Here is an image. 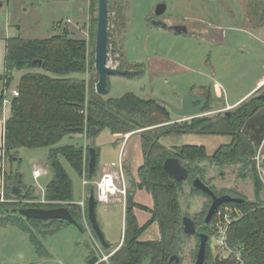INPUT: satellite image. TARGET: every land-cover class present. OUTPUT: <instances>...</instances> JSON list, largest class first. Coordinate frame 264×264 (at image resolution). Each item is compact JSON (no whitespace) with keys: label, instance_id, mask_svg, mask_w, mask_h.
Returning <instances> with one entry per match:
<instances>
[{"label":"rangeland","instance_id":"1","mask_svg":"<svg viewBox=\"0 0 264 264\" xmlns=\"http://www.w3.org/2000/svg\"><path fill=\"white\" fill-rule=\"evenodd\" d=\"M162 2L167 4V9L162 15H157V5ZM109 8V64L134 72L143 69V74L110 75L109 93L103 95L105 98L134 92L141 97L158 98L168 105L181 108L179 106L188 93L206 86L211 87L213 100L210 110L204 109L205 114L201 116L214 117L225 112L221 110H233L235 107H225V102L235 101L254 84L258 76L264 74V33L254 30L249 34L244 29V26L256 24L248 14L250 0H109ZM69 19L72 23L68 21ZM155 19H163L168 25L185 23L192 31L188 35L180 34L169 26L154 24ZM78 23L80 28H76V31H79L73 36L86 38L89 64L85 73L74 75L86 80L90 97L91 90L92 88L96 90L98 81L95 67L98 0H0L2 43H5L6 36L9 38L21 35L25 39L48 38L64 31L63 29H74L73 26ZM218 25H222L228 33L227 45L217 40H204L194 31L196 27L204 26L210 29ZM207 38L212 36L207 35ZM139 64H142V67ZM23 72L16 69L13 71L12 88L17 86ZM218 81L221 83L220 87L216 85ZM262 92L264 86L259 94ZM202 93L207 95V89ZM9 110L8 106L6 114ZM171 117L179 122L190 120L172 111ZM126 134L120 137L109 127H103L93 136H88L87 133L73 137L67 135L57 144L58 146L79 144L98 148L99 151L96 174L89 185H85L84 176H80L71 164L60 156L73 180L75 202L83 197L86 189V195L89 196L92 185L96 190L95 181L99 179L102 165L117 161L122 139L123 137L125 139ZM182 136L179 140L173 136L163 141L167 145H171L173 141L177 144L204 145L209 154H213L222 144L231 142L229 134L191 132L183 139ZM49 150V147L20 149L22 160L20 165L14 164V169L19 168L23 174L24 185L34 187L35 191L28 198L13 195L10 201L22 206H26L24 205L26 203L39 204L45 201V187L53 178V170L48 163ZM123 152L133 168H136L135 165L143 158L140 133L134 134L129 143L126 141ZM263 158L264 141L260 144L256 156L257 167L264 180ZM202 165L205 169L204 181L213 187L218 195H222L223 191L233 190L251 201L256 200L254 182L244 170V165L240 163L217 165L210 162ZM10 166V162L5 160L2 169L9 172ZM36 167L46 168L47 173L35 178L33 171ZM132 174H136V169H133ZM134 179L136 178L132 175L128 177L127 192L132 191L134 199L138 202L153 204L152 193L145 188L141 190L134 188L132 183ZM192 187L187 179L183 184L180 199L184 215L193 218L197 213L205 212L212 204V199L201 192H195ZM120 197L123 195L119 193L115 198ZM261 200H264V190ZM231 211L230 208H226L225 211L221 209L217 214L218 231L210 241L215 253H227L222 244L225 241L228 224L232 220ZM235 212L240 213L238 210ZM139 216L145 223L150 213L144 209ZM97 218L105 239L110 244L109 247L103 244L86 218L83 220L85 229L71 224L53 233H44L41 228L31 227L43 244L44 251H38L28 230L10 223L0 224V264H91L93 256L99 259L96 264H110L108 261L103 262L102 256L108 254L123 240L125 227L123 202H98ZM158 236L159 226L157 222H153L144 230L141 238L155 239ZM198 245L197 236L186 237L179 264H194ZM144 264H149L148 259Z\"/></svg>","mask_w":264,"mask_h":264},{"label":"trees","instance_id":"2","mask_svg":"<svg viewBox=\"0 0 264 264\" xmlns=\"http://www.w3.org/2000/svg\"><path fill=\"white\" fill-rule=\"evenodd\" d=\"M248 14L256 22L253 26L264 25V1L250 0ZM63 30L44 39H25L21 35L6 39L4 72L0 74V118L3 115V87H11L15 69L24 72L16 86L20 95L12 98L10 114L5 121L2 160L10 162L11 170L4 172L8 200L0 201V224L10 223L28 230L38 251H44V246L31 227L41 228L44 233H53L72 224L65 219L44 221L4 213L7 208L22 206L10 201V197L16 195L13 185L24 188V193L18 195L21 197L28 198L35 191L34 187L24 185L23 174L19 168L14 169V164L20 165L22 160L20 149L49 147L48 163L53 170V178L45 187V201L24 205L44 208L67 206L81 228L85 229L84 218L90 223L88 199L85 207L74 201L73 180L60 156L80 176L89 180L94 179L97 168L90 175L89 146L57 144L67 135L73 137L87 133L92 136L90 130L94 126L100 130L109 127L117 136L129 132L140 133L145 160L139 167L137 179L132 183L134 188L149 190L153 195L154 205L153 208L141 205L135 201L132 191L128 193L123 242L115 251L110 250L108 260L103 262L144 264L148 259L149 264L180 263L185 238L192 236L184 232L182 222L184 212L180 193L186 180H176L164 169L165 160L170 156H177L189 169L188 180L191 184L198 175L204 180L205 169L202 164L205 162L217 165L240 163L254 182L256 200L251 201L233 190L223 191L221 194L230 193L244 200L223 203L210 222H206L210 206L205 212L201 211L193 217L198 230L194 235L198 237L199 245V233L205 232L209 235L204 264H264V200H261L264 180L256 161L260 145H255L242 131L246 120L264 105V99L259 96V92L243 100L229 114L224 112L214 117L197 116L181 122L173 120L169 105L158 98H144L134 92L105 98L95 88H92L88 97L86 80L74 75L88 70L87 40L74 37L68 29ZM139 65L142 67V64ZM141 74L143 69L137 72L130 70L126 75ZM207 92L205 109L210 110L213 98L210 89ZM191 132L229 134L231 142L222 144L213 154H209L204 145L177 144L174 141L167 145L163 141L173 136L179 140L182 135ZM96 150L99 155L98 148ZM93 187L92 185L91 188ZM212 189L216 192L213 187ZM192 190L212 199L209 194L195 189L194 186ZM136 207L151 212V218L144 224H140L137 218ZM226 208L232 209V220L228 224L225 237L227 253L218 254L213 251L210 241L218 231L217 214ZM237 210L240 213L237 214ZM155 221L159 224L160 238L142 239L144 230ZM173 254H178L180 261L171 262Z\"/></svg>","mask_w":264,"mask_h":264},{"label":"water","instance_id":"3","mask_svg":"<svg viewBox=\"0 0 264 264\" xmlns=\"http://www.w3.org/2000/svg\"><path fill=\"white\" fill-rule=\"evenodd\" d=\"M167 9V4L162 2L157 5L156 14L162 15ZM154 24L163 27L169 26L178 33H185L188 31V27L185 24H173L168 23L163 19H155ZM109 27H110V8L109 0H98V26H97V40H96V55H95V67L98 75V81L96 83V91L100 95H106L109 93L108 77L110 75H122L128 74L129 69H123L114 67L109 64ZM264 99V92L259 94ZM207 99L202 95H197L194 92L188 93L183 99V105L181 108H177L170 105V109L173 113L184 119H191L197 116L205 114L203 111L206 108ZM229 114L230 111H227ZM98 127H92L90 134L93 136L99 132ZM243 133L255 144L260 145L264 141V105L260 107L251 117H249L244 126L242 127ZM90 161L89 169L90 175L95 173V169L98 164V155L95 147H90ZM164 169L168 174L173 176L176 180H186L190 176L189 169L183 164V161L177 156H170L164 162ZM193 186L197 190H201L204 193L209 194L212 197V204L208 210L206 216V222H210L219 207L225 202L243 201L244 198L239 196H233L225 193L218 195L212 187L206 183L200 175L196 176L193 180ZM13 191L16 195L24 193L23 188L13 185ZM97 204L98 201L95 195V188H91L88 196V215L92 227L96 231L97 235L105 246H110L106 241L105 235L101 229V226L97 218ZM4 213L19 214L27 218H37L40 220L48 221L51 219H65L73 225L81 228L79 222L74 218L73 214L67 206H58L51 208L36 207V206H18L11 207L4 210ZM183 229L187 235H194L198 232L195 220L189 216L184 215ZM200 245L197 252V257L194 264H204L207 256V246L209 242V235L205 232L199 233ZM217 248V245L215 246ZM98 257L93 256L91 264L98 262ZM170 261H180L178 254H173Z\"/></svg>","mask_w":264,"mask_h":264},{"label":"crops","instance_id":"4","mask_svg":"<svg viewBox=\"0 0 264 264\" xmlns=\"http://www.w3.org/2000/svg\"><path fill=\"white\" fill-rule=\"evenodd\" d=\"M69 21V20H68ZM70 23H72V21L70 20L69 21ZM80 23L76 24L75 26H73L74 29H70V31H72V34L73 35H76L77 32L79 31H76V28H80L79 25ZM180 24H185V23H180ZM61 25V24H60ZM186 25V24H185ZM189 26V25H187ZM209 28V27H208ZM204 26L202 27H199V28H195L194 31H196L198 33V36H202V39L204 40H210V41H213V40H217L219 41L221 44L223 45H227L228 44V33L226 32V29L222 26V25H218V26H212L210 27V29H208ZM237 29V28H236ZM244 29L245 31H247L249 34L251 31H254V30H257L258 32L260 33H264V25L262 26H251V25H248V26H244ZM191 32V31H190ZM180 34H183V33H180ZM184 34H187L188 35V32L184 33ZM207 35H211L212 38H207ZM8 38V36H6ZM6 38V39H7ZM0 74H2L3 72V69H4V63H5V56H6V41L5 43H2V41H0ZM216 85H218L219 87L221 86V83L218 81L216 83ZM264 86V74L258 76L254 82V84L246 91L244 92L241 96H239L235 101L233 102H225L226 105L225 107H228V108H234L236 106H238L243 100H245L246 98L250 97L251 95H253L255 92H259L261 90V88ZM1 88L2 86L0 85V91H1ZM202 88V89H201ZM198 91H196V93H201L203 90L205 89H210L211 91V87H206V86H203L201 87ZM201 91V92H200ZM213 92L211 91V94ZM213 96V94H212ZM182 105V104H181ZM10 114V110L8 111V113L6 114V112H3V115L2 117L0 118V173H1V168L3 166V160H2V146H3V141H4V132H5V121L6 119L8 118ZM139 132H129L127 133L125 136V139L123 137L122 139V144L120 146V150H119V153H118V158L120 157V155L122 154V151H123V146L124 144L126 143V141H130V139L134 136V134H137ZM189 133H186L182 136V139L184 137H187ZM81 135V134H80ZM121 137V136H120ZM125 152V151H124ZM123 152V158H124V165H125V173H126V176L127 178L130 177V175H132L133 177H135L137 179L138 177V170H139V167L144 163V160H145V157H144V154H143V158L142 160L137 164L135 165L136 168H133L132 164L129 163V161L127 160V158L125 157V154ZM117 158V160H118ZM111 163V162H110ZM110 163H108L107 165H102L101 167V172H100V175L98 176V178L100 179V177L107 171H110V170H113L112 167H110ZM40 170H41V176L46 174L47 173V169L46 168H41L39 167ZM133 169H136V174H132L133 172ZM40 176V177H41ZM0 185H1V174H0ZM85 186V185H84ZM86 187V186H85ZM87 190V189H86ZM86 190L84 191V194H83V197L78 201L79 203L82 202V201H86L88 199V196L86 195ZM141 190V189H139ZM116 200L115 201H122L123 204H124V226H125V212H126V200H124L123 197H120V198H115ZM154 200V199H153ZM115 201H112V202H115ZM137 203L141 204V205H144L146 207H149V208H153V205H154V202L153 204L151 205H146V204H143L141 202H138L137 200H135ZM141 212H144V209L141 208V207H136L135 208V213L137 215V218L140 222V224H144V222L141 220L140 216L141 215ZM150 213V216L148 219L151 218V212L149 211ZM157 222V221H155ZM158 224V222H157ZM159 226V224H158ZM125 229V227H124ZM160 238V229H159V236L155 239H158ZM123 239V238H122ZM123 240H121L119 242V244L113 248V251H115L121 244H122ZM105 255H110V254H105ZM108 260V259H107Z\"/></svg>","mask_w":264,"mask_h":264},{"label":"built area","instance_id":"5","mask_svg":"<svg viewBox=\"0 0 264 264\" xmlns=\"http://www.w3.org/2000/svg\"><path fill=\"white\" fill-rule=\"evenodd\" d=\"M70 21V19H69ZM6 81L4 80L3 83ZM4 92V101H3V112H5L6 108L11 106L12 98L19 96L20 92L17 87H3ZM110 167L113 170L105 172L100 179L95 181L96 183V190L95 195L98 202L103 203H110L114 200L117 194H122L124 200L126 199L127 195V176L125 173V165H124V158L123 153L120 155L117 161H112L110 163ZM3 176L1 179L0 185V201H7L8 198L6 196L5 190V170H2ZM35 178H39L41 176V170L39 167H36L33 171ZM84 184L89 185L90 180L84 176ZM80 204L85 207L86 201L80 202ZM223 248H226L225 241L222 244ZM110 255H103L102 260H107Z\"/></svg>","mask_w":264,"mask_h":264},{"label":"flooded vegetation","instance_id":"6","mask_svg":"<svg viewBox=\"0 0 264 264\" xmlns=\"http://www.w3.org/2000/svg\"><path fill=\"white\" fill-rule=\"evenodd\" d=\"M188 27V33L190 32V31H192V30H190V28H189V26H187ZM186 33V32H185ZM194 93H196V92H194ZM197 95H202V96H204L206 99H207V101H208V98H207V95H205V94H203L202 92L201 93H196ZM182 105H183V102H182ZM182 105H180L179 107H182ZM169 107H170V105H169ZM171 110V109H170ZM221 111H225V112H227L226 110H221ZM263 161H264V158H263ZM128 179V178H127ZM187 180V179H186ZM194 180V179H193ZM192 185H193V182H192ZM127 190H128V188H127ZM128 193V192H127ZM126 199H127V195H126ZM127 201V200H126ZM213 201V200H212ZM215 249H216V247H214Z\"/></svg>","mask_w":264,"mask_h":264}]
</instances>
